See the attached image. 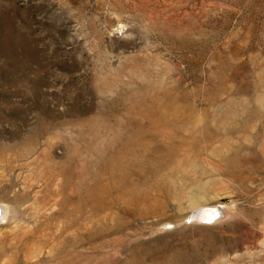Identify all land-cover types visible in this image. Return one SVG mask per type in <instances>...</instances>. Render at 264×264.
I'll return each instance as SVG.
<instances>
[{
  "label": "rangeland",
  "instance_id": "1",
  "mask_svg": "<svg viewBox=\"0 0 264 264\" xmlns=\"http://www.w3.org/2000/svg\"><path fill=\"white\" fill-rule=\"evenodd\" d=\"M0 264H264V0H0Z\"/></svg>",
  "mask_w": 264,
  "mask_h": 264
},
{
  "label": "bare ground",
  "instance_id": "2",
  "mask_svg": "<svg viewBox=\"0 0 264 264\" xmlns=\"http://www.w3.org/2000/svg\"><path fill=\"white\" fill-rule=\"evenodd\" d=\"M37 201V200H36ZM196 208H200L196 207ZM5 206H4V211L2 212L3 215L5 216ZM218 213L216 207H201L200 209H195L194 215H196V219L201 221V222H209L210 220H212L216 214Z\"/></svg>",
  "mask_w": 264,
  "mask_h": 264
}]
</instances>
